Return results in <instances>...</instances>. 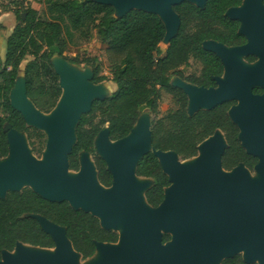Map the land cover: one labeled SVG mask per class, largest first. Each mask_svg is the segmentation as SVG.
I'll return each mask as SVG.
<instances>
[{"label":"water","instance_id":"95a60500","mask_svg":"<svg viewBox=\"0 0 264 264\" xmlns=\"http://www.w3.org/2000/svg\"><path fill=\"white\" fill-rule=\"evenodd\" d=\"M92 1L112 6L116 18L132 10L158 15L166 29L163 42L168 44L181 25L174 6L189 2L203 9L207 2ZM225 15L240 23L238 32L247 42L236 47L212 40L203 43L224 67L223 75L215 78L217 87H197L179 78L172 84L187 95L189 116L236 102L228 115L239 129L241 146L258 160L256 177L244 164L230 171L223 168L228 143L221 130L203 141L199 155L187 163L175 151L155 149L150 118L142 114L126 137L111 140L107 126L95 138L94 149L112 176L111 186L101 184L89 152H80V168L72 175L69 156L81 117L91 111L95 100L109 97L113 90L107 84H95L91 72L81 73L64 58L54 56L52 64L62 94L49 114L38 110L28 97L26 78L18 75L10 92V103L26 125L43 132L47 139L43 159H37L28 148L25 133L6 125L9 154L0 159V198L30 188L51 202L67 201L75 210L96 217L102 229L118 233L116 243L97 242L95 254L85 264H222L238 255L246 264H264V2L244 0ZM249 56L256 61L247 63ZM255 88L263 93H254ZM150 152L170 182L157 207L146 200V192L153 186L151 179L140 181L136 173L139 161ZM32 216L52 237L55 247L18 242L13 251L2 252L0 264H80L82 255L74 249L66 228L43 216ZM165 234L170 240L164 243Z\"/></svg>","mask_w":264,"mask_h":264},{"label":"trees","instance_id":"16d2710c","mask_svg":"<svg viewBox=\"0 0 264 264\" xmlns=\"http://www.w3.org/2000/svg\"><path fill=\"white\" fill-rule=\"evenodd\" d=\"M243 1L207 0L203 9L189 2L174 6L180 15V29L170 41L165 56L160 57V45L166 29L154 13L132 10L116 18L112 6L92 0H11L20 5L21 11H16L19 23L6 40L0 72V159L9 154L6 125L26 133L30 141L35 136L38 147L34 142L30 143L32 151L42 153L46 144L45 134L26 125L22 115L12 107L9 95L25 64L28 97L41 111L51 112L55 108L62 89L52 58L60 56L69 60L65 56L67 42L63 36V24L69 23L76 30L89 25V30L96 32L106 46V59L116 85L109 97L95 100L91 111L81 117L76 130L77 142L69 156L70 170H79L80 152L95 153V138L106 125L111 140L122 139L131 132L143 110L156 117L152 127V146L155 149L175 151L182 160L193 158L198 154V146L221 130L228 143L223 156L225 170L230 171L240 163L252 169L258 160L248 155L241 146L239 129L228 115L233 102L189 116L187 96L172 84L174 77L182 76L180 69L194 59L202 65L201 76H190L188 81L208 88L216 86L214 77L222 76L224 67L215 54L203 48V43L212 40L229 47L245 44V36L238 32L240 23L225 15L230 8L241 6ZM45 3L55 17L52 21H44L39 16ZM4 30V25L0 23V35ZM246 60L253 63L256 58L249 56ZM72 62L79 63V60L75 58ZM100 71V67L94 69L92 81L95 84L107 80V76L101 75ZM44 90L48 99L39 103L36 97L40 93L45 94ZM163 92L175 96L180 108L167 117L157 118ZM254 92L260 93L261 89L255 88ZM94 160L101 184L111 186L112 176L105 161L97 155ZM136 173L154 180L153 186L146 192V200L152 207L159 206L170 182L153 153L146 154L139 161ZM32 215L43 216L65 227L67 237L83 260L95 254L97 242L116 243L119 239L117 232L102 229L99 220L90 213L75 210L67 201L51 202L32 189L24 188L20 192H8L4 199L0 198V259L3 251H13L18 242L40 248L55 247L52 237ZM169 240L170 236L165 234L163 242ZM222 264L246 263L238 255L224 260Z\"/></svg>","mask_w":264,"mask_h":264},{"label":"rangeland","instance_id":"374dc122","mask_svg":"<svg viewBox=\"0 0 264 264\" xmlns=\"http://www.w3.org/2000/svg\"><path fill=\"white\" fill-rule=\"evenodd\" d=\"M26 1H31V0H26ZM48 8L49 7L46 3L43 4L42 9L39 13L40 18L44 21H52L55 18L54 15L50 13ZM16 11H21L20 5L18 3H14V2L12 3L11 0H0V23L3 24L5 27V30L1 32L2 45L0 46V69L2 68L4 58H5L6 40L10 36L12 31L14 30L15 26L19 23V19L17 17ZM88 26L89 25L85 26L84 28L76 30L69 23L63 24V28H64L63 36L67 42L65 56L69 60H66L64 57H57V58L59 60L64 58L71 67L75 68L81 73L91 72V74H94V69L97 67H100L101 68L100 74L107 76V80L98 85L107 84V86L111 90L114 91L116 89V85L112 81L113 75L111 73V69L109 68V64L106 59V55H105L106 46L97 37L96 32L94 30H89ZM168 47H169L168 43L163 42L160 45V50H161L160 57L165 56ZM75 58H78L79 63L72 62V59H75ZM24 68H25V64L22 65L20 72H19L21 79H25V75H24L25 69ZM181 70H182L181 71L182 76L178 78L184 80L189 75L199 76L202 71V65L198 61L194 59H190L188 65L184 66ZM37 86L40 87V84L38 83ZM44 92L45 94L40 93L36 97L39 103H45L48 99V93L46 94L47 91L44 90ZM234 104H236V102H233V105ZM36 108L40 110V108H38L37 106ZM158 108H159V112L157 114V118H163V117H167L168 115L176 112L180 108V104L175 96H172L166 92H163L159 100V103H158ZM41 112L44 114L50 113V112H44V111H41ZM144 115L149 116L151 127H153L156 117L150 111H147V110H143L142 116ZM105 127H107V125ZM222 133L225 136V133L223 131ZM24 137H25L28 148L30 152L32 153V155L37 159H43L46 148L44 147L42 149V153L37 154L32 151V146L30 145V143L34 142L35 146L38 147V139L35 136H33V139L30 141L26 133L24 134ZM45 137L47 139L46 135ZM95 155H97L96 150H95V153L90 154V158L94 162V164H95V160H94ZM193 158H189L185 160H182L180 158V160L187 163L191 161ZM254 168L255 167H253L252 169H249V171L253 177H256L257 173ZM70 173L72 175L75 174L74 171H71ZM138 178L140 181L145 180L144 177L138 176ZM150 183L154 184V180L151 179ZM80 264H85V261L81 260Z\"/></svg>","mask_w":264,"mask_h":264},{"label":"flooded vegetation","instance_id":"af4514ba","mask_svg":"<svg viewBox=\"0 0 264 264\" xmlns=\"http://www.w3.org/2000/svg\"><path fill=\"white\" fill-rule=\"evenodd\" d=\"M22 18L24 19V18H25V15H23ZM246 42H247V40H246ZM246 42H245V43H246ZM169 45H170V44H169ZM182 68H183V67H182ZM182 68H181V69H182ZM181 69H180V72L182 71ZM190 76H196V75H189V76H187V78L184 79L183 81L186 80L185 82H187V83H189V84H192V85H195V86H197V87H205V86H200V85H197V84H194V83L189 82V81H188V77H190ZM200 76H201V73H200L199 76H196V77H200ZM178 77H181V76H176V77H174V78H178ZM218 77H220V76H218ZM174 78H173V79H174ZM215 78H216V77H214V80H215ZM173 79H172V80H173ZM181 80H182V79H181ZM215 82H216V81H215ZM215 87H217V84H216ZM176 88H178V87H176ZM205 88H208V87H205ZM209 88H212V87H209ZM178 89H180V88H178ZM182 91H183V90H182ZM183 93H184V92H183ZM254 93H255V92H254ZM262 93H263V90L261 89V92H260V93H256V94H262ZM184 94H185V93H184ZM170 95H171V94H170ZM185 95H186V94H185ZM172 96H173V95H172ZM186 96H187V95H186ZM187 98H188V97H187ZM232 105H233V104H232ZM197 156H198V154H197ZM197 156H196V157H197ZM222 164H223V158H222ZM240 164H244V163H240ZM240 164H239V165H240ZM244 166H245V164H244ZM245 167H246V166H245ZM223 168H224V167H223ZM224 169H225V168H224ZM248 169H249V168H248ZM150 179H152V178H150Z\"/></svg>","mask_w":264,"mask_h":264},{"label":"crops","instance_id":"0c3cea01","mask_svg":"<svg viewBox=\"0 0 264 264\" xmlns=\"http://www.w3.org/2000/svg\"><path fill=\"white\" fill-rule=\"evenodd\" d=\"M13 32V31H12Z\"/></svg>","mask_w":264,"mask_h":264}]
</instances>
